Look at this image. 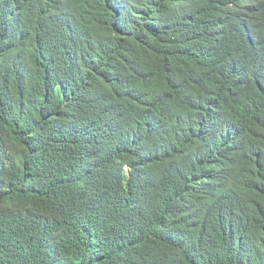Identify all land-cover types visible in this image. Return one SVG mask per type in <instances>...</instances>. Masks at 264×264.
Masks as SVG:
<instances>
[{"label":"trees","instance_id":"16d2710c","mask_svg":"<svg viewBox=\"0 0 264 264\" xmlns=\"http://www.w3.org/2000/svg\"><path fill=\"white\" fill-rule=\"evenodd\" d=\"M0 264H264V0H0Z\"/></svg>","mask_w":264,"mask_h":264}]
</instances>
